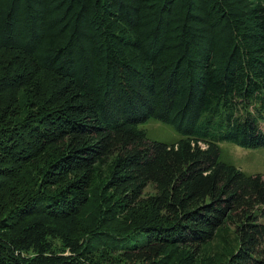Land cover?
<instances>
[{
  "label": "trees",
  "instance_id": "obj_1",
  "mask_svg": "<svg viewBox=\"0 0 264 264\" xmlns=\"http://www.w3.org/2000/svg\"><path fill=\"white\" fill-rule=\"evenodd\" d=\"M221 142L264 148V0H0V264H264Z\"/></svg>",
  "mask_w": 264,
  "mask_h": 264
},
{
  "label": "rangeland",
  "instance_id": "obj_2",
  "mask_svg": "<svg viewBox=\"0 0 264 264\" xmlns=\"http://www.w3.org/2000/svg\"><path fill=\"white\" fill-rule=\"evenodd\" d=\"M146 138L151 142H158L166 145L177 143L183 137L173 126L159 121L150 120L141 125ZM219 162L234 166L246 175H261L264 179V148L244 149L229 142H221ZM146 192L152 193L148 187Z\"/></svg>",
  "mask_w": 264,
  "mask_h": 264
}]
</instances>
